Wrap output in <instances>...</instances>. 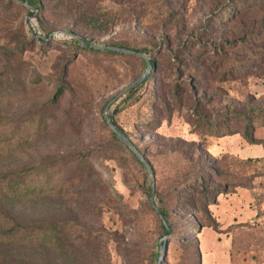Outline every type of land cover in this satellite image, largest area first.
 I'll return each instance as SVG.
<instances>
[{"label":"rangeland","instance_id":"1","mask_svg":"<svg viewBox=\"0 0 264 264\" xmlns=\"http://www.w3.org/2000/svg\"><path fill=\"white\" fill-rule=\"evenodd\" d=\"M166 2L174 13L166 26L173 35V45L180 38L190 35L198 37L201 43L207 44L208 49L220 47L222 53L205 54L189 65L183 57L173 59L167 56L165 61L159 63L156 73L151 69L149 71L156 85L154 94H149V87L143 85L133 97L125 98L124 94L109 108L119 127L144 150L154 165L159 193L161 189L168 188L185 167L195 169L204 163L214 164L228 153L241 157L264 155V147L247 143L239 134L211 135L203 131V124L197 122L201 120L199 118H204L222 126L221 120L229 112L245 111L264 104V59L258 57L261 55L260 48L264 47V7L240 10L238 16L226 25H211L209 30L200 31L201 21L210 12L213 0ZM21 5V0H0V48L22 46L18 55L9 62L0 56V81L6 82L8 77L11 87V70L22 65L28 75L40 76L37 83L39 88L28 90L22 97L0 99V117L15 118L19 122L40 104L50 100L56 85L55 76L70 62L68 80L76 91L77 100L69 113H59L56 126L50 133L30 137L24 151L8 154L0 150V171L11 166L38 165L53 156L88 153L92 148L99 149L97 153L100 154L93 160L102 161L106 166H100L97 173L83 184L71 188L66 196L34 200L26 207L18 204V214L36 221L42 218L77 219L86 225L82 227L88 226L89 229L101 224L107 229L124 230L123 227H126L128 234L134 224H127L132 219L129 216L125 215L121 220L118 214H114L119 204L117 197L107 187V182L113 181L112 189L123 195L126 205L130 209L140 210L134 223H141L144 237L147 240L149 237L150 244L159 242L161 238L154 219L144 209L149 198L141 186L151 185L148 170L141 167L128 149H114L112 159L101 155L103 149L112 147L106 142L109 126H105L101 120V115H104L101 105L144 72L145 66L140 56L73 53L59 44L69 37L59 31L53 32L54 44L48 48L41 46L31 39L34 32L43 34L37 22V12L32 17ZM145 8L141 5L138 9ZM153 12L156 13L155 10ZM46 19L50 24L58 18L47 16ZM115 29L114 34L119 39L133 44L141 39L144 31L157 32L163 28L157 21L145 18L140 25L122 23ZM179 32L182 33L176 38ZM202 69L205 71L200 72ZM224 69L226 72H222ZM45 77L52 81L41 87ZM185 79L189 81L184 82ZM175 85L178 88L174 91ZM71 99L72 96L67 93L62 99L63 104L68 106ZM151 117H156L153 123H139ZM68 119H72L76 126L71 130L62 129ZM227 122L231 125L237 123L234 119ZM227 122L224 121L225 124ZM11 130L12 126L0 128V142L9 137ZM247 170L248 174L242 176L239 183H245L249 178L251 167ZM258 171L262 172L260 168ZM124 172L132 185L125 184ZM65 173H62V178ZM229 175L225 171L223 177ZM220 181L218 179L216 185ZM250 185V188L231 187L228 193L213 196L208 212L216 229L203 225L207 223L200 214L178 213L173 217L177 229L185 228L190 223H199L202 227L200 232L196 233L197 228H194L195 231L187 236L189 243H195L199 249V264H264V177L254 178ZM155 201L157 204L156 196ZM81 202H86L89 208L78 207L77 203ZM102 205L104 211L99 214ZM122 211L127 212L125 209ZM102 246V264H122L113 242H106L104 238ZM161 264H184L181 250L174 243L168 246Z\"/></svg>","mask_w":264,"mask_h":264},{"label":"trees","instance_id":"2","mask_svg":"<svg viewBox=\"0 0 264 264\" xmlns=\"http://www.w3.org/2000/svg\"><path fill=\"white\" fill-rule=\"evenodd\" d=\"M21 7L30 15L34 10L37 11V22L43 31L42 35L33 33L31 39L41 46L48 48L54 44V40L49 35L54 31L66 30L70 33L79 35L88 44L112 45L130 50L142 52L150 56L152 62L151 72L156 73L159 69V63L166 60L167 56L173 59L184 58L189 65L191 62L198 60L205 54H221L219 47L207 48V44L201 43L198 37L186 35L173 45L172 33L166 29L167 23L172 20V9L166 0H21ZM27 2L31 6V10L25 6ZM141 5L145 9H138ZM264 7V0H213L210 5V12L201 22V30H209L210 26H224L234 20L240 10L250 9L252 7ZM153 7V8H152ZM156 11V13L153 12ZM47 16H56V21L52 20L50 24L46 21ZM157 21L158 25L163 29L155 31H144L140 40H136L133 44L126 43L119 39L115 32L117 25L122 23L141 24L144 19ZM182 33H176L178 35ZM111 35V36H110ZM107 36H110L106 38ZM59 44L69 48L71 52L88 54L105 53L107 55H126L136 56L127 53H119L117 51L107 49H93L81 44L73 37H67ZM22 50L21 45L12 49L0 48V56L6 62L13 60ZM261 55L259 59H264V47L260 48ZM209 55V56H210ZM139 57V56H138ZM141 58L145 70L147 61ZM68 65H64L56 78V85L53 89L50 100L40 104L39 107L27 116L17 122L15 118L0 117V128L12 126V130L8 138L0 142V150L4 153L21 150L24 151L28 145L30 137H38L45 133H50L52 128L56 126L59 113L70 112L71 107L76 102V91L68 80ZM193 66V65H192ZM10 67V63H9ZM144 70V72H145ZM177 71V70H176ZM205 71L202 69L200 72ZM143 72V73H144ZM222 72H226L224 69ZM142 73V74H143ZM141 74V75H142ZM13 83L10 86V80L6 77V82L0 81V99L11 100L15 97H22L28 90H37L39 87V75H28L24 67L17 66L10 73ZM44 87L52 79L45 77ZM46 81V82H44ZM185 79L184 82H188ZM143 85L148 86L149 94H154L156 88L153 77L148 74L147 77L135 88L126 93L125 98H131ZM178 85L174 86V91ZM183 88V86L181 87ZM69 93L72 96L68 106L63 104V97ZM110 100V99H109ZM101 105V113L108 101ZM117 127H119L112 114ZM227 117L221 120L222 126L218 122L209 119L199 118L197 122L203 124L205 130L211 135H234L239 134L249 144H258L264 147V104L255 107H249L245 111H231L226 114ZM234 119L237 123L229 124L227 121ZM101 120L108 126L104 115ZM156 117L148 118L140 121V124L153 123ZM226 121L228 124H225ZM62 129H73L76 124L72 119H68L64 123ZM127 137L128 135L123 132ZM129 138V137H128ZM130 139V138H129ZM130 141H132L130 139ZM106 142L111 144V148L103 149L101 155H107L112 159L113 150L116 148L128 149L132 157L145 167L133 151L125 145L109 128L107 131ZM135 147L144 155L145 159L151 166L154 175L156 170L154 165L145 155L141 147L132 141ZM99 149H90L88 153L78 155H59L47 159L45 163L24 167H10L0 171V264H102L103 250L102 239L106 242L114 243L115 248L122 260V264H156L160 256V246L158 242L150 244L148 237L143 235V227L140 222L138 225L134 223L136 216L140 213L139 209H130L124 202L123 195L112 189L113 181L107 182V187L112 190L117 197L119 206L115 209L116 213L123 220L125 215L132 219L129 223L134 225L130 232L126 234L124 230L107 229L102 224L89 229L82 227L77 219H48L42 218L40 221L29 220L24 215H19L18 204L26 207L34 200H43L50 198H61L66 196L71 188L83 184L87 179L97 173L100 166H106L102 161H94L98 158ZM74 164V167H71ZM251 167L249 178L245 183H239V179L248 174V168ZM71 168V169H70ZM101 168V167H100ZM261 169L260 173L258 169ZM66 171L61 177L62 173ZM225 171L230 175L223 177ZM264 177V155L254 157H241L235 154H226L221 159L215 161L214 164L204 163L201 167H185L183 173L176 176L168 188L160 190L155 178V196L158 198L157 206L166 219L170 234L167 236L163 256L166 255L168 246L172 243L181 250V261L184 264H199V249L195 243H189L188 235L194 232H200L199 223H190L185 228H176L173 221L174 216L178 213L200 214L204 217L207 226L216 229L215 222L211 220L208 205L211 203L213 196L219 193H228L231 187L243 186L250 188V182L254 178ZM126 185H132L131 179L127 178V173L123 175ZM219 180L220 183L216 182ZM58 180V183H55ZM143 192L149 198L150 186H141ZM83 202V201H82ZM77 203L78 207L88 209L86 202ZM104 205L100 208L103 214ZM123 209L127 212L123 213ZM144 209L154 219L156 230L159 237L165 234V228L157 216L150 200L144 204ZM118 210V211H117ZM126 220V219H125ZM126 221H123V223ZM152 230L149 228V232ZM146 227V236L148 235ZM159 238V239H160ZM149 242V244L147 243ZM98 244L100 245L98 249ZM163 244V243H162ZM103 253V252H102ZM233 253V251H232ZM163 259V258H162ZM161 259V260H162ZM161 264V261H160Z\"/></svg>","mask_w":264,"mask_h":264},{"label":"water","instance_id":"3","mask_svg":"<svg viewBox=\"0 0 264 264\" xmlns=\"http://www.w3.org/2000/svg\"><path fill=\"white\" fill-rule=\"evenodd\" d=\"M26 5L28 7L31 8V6L25 2ZM36 10H34L33 14L31 15L32 17H35L36 15ZM60 33L73 37L75 39H77L81 44L93 48V49H107V50H112V51H117L119 53H127V54H132V55H136V56H140L143 57L144 59H146L147 61V68L145 70V72L140 75L139 77H137L135 80H133L131 83H129L126 87H124L121 91H119L116 95H114L106 104L105 108H104V118L108 123L109 128L111 129V131L117 136L118 139H120L125 145H127L132 151L133 153L138 157V159L142 162V164L145 166V168L148 170V172L151 175V185H150V191H149V200L152 204V207L154 208L157 216L159 217V219L161 220L166 234L159 240V246H160V256L159 259L157 261L156 264H160L161 259L163 258V252H164V248H165V242L167 239V236L170 234V228L169 225L166 221V219L164 218V216L162 215V213L160 212L156 201H155V176L153 173V170L151 168V166L149 165L148 161L145 159L144 155L135 147V145L132 143V141H130V139L117 127V125L114 123L113 119L110 117L109 115V108L110 106L117 101V99L126 94L128 91H130L131 89L135 88L137 85H139L149 74V71L151 69L152 66V62L150 60V56L148 54L142 53V52H138V51H134V50H130L127 48H122V47H117V46H112V45H97V44H88L86 43L79 35L74 34V33H70L66 30H61L59 31ZM53 37V33H51L49 35V38ZM163 243V244H162Z\"/></svg>","mask_w":264,"mask_h":264}]
</instances>
